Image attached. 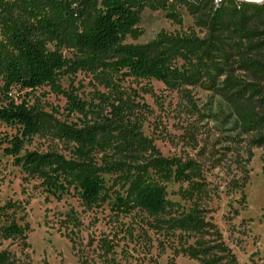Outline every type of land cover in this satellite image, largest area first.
<instances>
[{
  "label": "trees",
  "instance_id": "1",
  "mask_svg": "<svg viewBox=\"0 0 264 264\" xmlns=\"http://www.w3.org/2000/svg\"><path fill=\"white\" fill-rule=\"evenodd\" d=\"M211 1L0 0V121L17 125L21 135L8 141L6 154L17 156L24 138L39 134L44 124L34 106L12 95L13 88L34 90L49 85L65 95L70 111L85 114V104L57 82L60 72L77 70L91 71L107 90L100 99L110 116L82 127L59 125V135L77 144L78 159L28 152L21 162L28 174L39 176L54 192L63 193L74 185L87 207L108 198L101 172L122 170L127 173V188L125 195H114L115 209L129 212L137 208L159 218L168 214L173 204L166 199L165 186L147 175V168L189 182L198 174L192 161L157 155L146 165H138L135 157H128L146 142L139 130L129 125L134 92L124 83L130 78L155 79L167 88L178 89L209 75L208 86L229 107L238 129L257 133L251 141L264 146V3L238 6L235 0H226L214 9ZM145 8L161 10L177 24L182 23L185 9L204 34L200 37L189 27L181 32L161 30L142 44L126 42L128 37L136 40L142 34L137 25ZM62 49H70L72 57H66ZM109 145L120 157L105 161L104 169L92 155ZM193 192L189 189L181 194L192 198ZM21 209L18 202L0 206L2 238L25 237L28 225L15 218ZM164 224V228L200 233L206 222L198 208L191 207L170 216ZM205 248L191 249L189 256L199 264H239L224 243L218 245L224 261L222 255L212 256ZM0 264H6L3 254Z\"/></svg>",
  "mask_w": 264,
  "mask_h": 264
},
{
  "label": "rangeland",
  "instance_id": "2",
  "mask_svg": "<svg viewBox=\"0 0 264 264\" xmlns=\"http://www.w3.org/2000/svg\"><path fill=\"white\" fill-rule=\"evenodd\" d=\"M140 17L137 26L142 34L136 40L128 37L126 42L142 44L161 30L181 32L189 27L200 37L204 34L185 9L181 24L166 18L161 10L145 8ZM62 52L72 57L70 49ZM210 79L203 74L195 84L178 89L155 79L130 78L124 83L134 92L129 125L146 139L145 146L135 148L128 157L146 165L160 155L192 161L198 168L190 182L147 168V175L165 186L166 199L173 204L159 218L137 208L129 212L115 209L114 195H125L127 188V173L122 170L101 172L108 198L87 207L74 185L63 193L54 192L39 176L22 168V156L28 152L78 159L77 144L59 135V125L82 127L110 116L100 99L107 90L91 71L60 72L57 81L62 90L85 104V114L70 111L65 95L49 85L34 90L13 88L12 95L34 106L44 124L39 134L24 138L17 156H10L5 151L8 141L21 135L17 125L0 121V206L18 202L22 209L17 211L16 221L28 225L24 238L0 236V254L6 264H199L188 251L204 246L212 256L222 255L224 261L220 242L239 264H264V146L251 141L257 133L238 129L229 107L208 86ZM118 157L111 145L92 155L104 169L105 161ZM189 189L194 190L192 198L181 194ZM191 207L198 208L206 222L202 232L164 228L170 216Z\"/></svg>",
  "mask_w": 264,
  "mask_h": 264
},
{
  "label": "built area",
  "instance_id": "3",
  "mask_svg": "<svg viewBox=\"0 0 264 264\" xmlns=\"http://www.w3.org/2000/svg\"><path fill=\"white\" fill-rule=\"evenodd\" d=\"M226 0H212V7L215 9L223 4ZM235 2L240 6L242 3H250L254 5H260L264 3V0H235Z\"/></svg>",
  "mask_w": 264,
  "mask_h": 264
}]
</instances>
